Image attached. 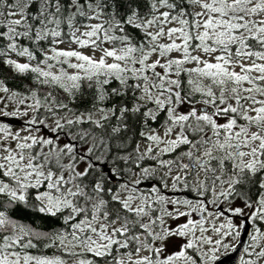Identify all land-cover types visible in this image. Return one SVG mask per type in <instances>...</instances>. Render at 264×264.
Instances as JSON below:
<instances>
[{"label": "snow or ice", "instance_id": "snow-or-ice-1", "mask_svg": "<svg viewBox=\"0 0 264 264\" xmlns=\"http://www.w3.org/2000/svg\"><path fill=\"white\" fill-rule=\"evenodd\" d=\"M264 264V0H0V264Z\"/></svg>", "mask_w": 264, "mask_h": 264}, {"label": "water", "instance_id": "water-1", "mask_svg": "<svg viewBox=\"0 0 264 264\" xmlns=\"http://www.w3.org/2000/svg\"><path fill=\"white\" fill-rule=\"evenodd\" d=\"M238 253L228 252L221 255L220 264H238Z\"/></svg>", "mask_w": 264, "mask_h": 264}, {"label": "rangeland", "instance_id": "rangeland-1", "mask_svg": "<svg viewBox=\"0 0 264 264\" xmlns=\"http://www.w3.org/2000/svg\"><path fill=\"white\" fill-rule=\"evenodd\" d=\"M228 252H231V251L229 250ZM228 252H227V253H228ZM224 254H225V253H224ZM222 255H223V254H222Z\"/></svg>", "mask_w": 264, "mask_h": 264}]
</instances>
